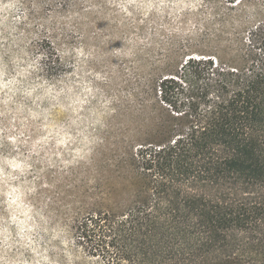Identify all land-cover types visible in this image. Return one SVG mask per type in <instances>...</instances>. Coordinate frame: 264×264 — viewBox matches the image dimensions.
Instances as JSON below:
<instances>
[{"label":"rangeland","instance_id":"obj_1","mask_svg":"<svg viewBox=\"0 0 264 264\" xmlns=\"http://www.w3.org/2000/svg\"><path fill=\"white\" fill-rule=\"evenodd\" d=\"M18 3L23 6L16 13L21 19L10 36L12 25L5 31L0 12V67L8 62L4 57L9 48L6 43L13 38L24 46L49 42L66 67L53 82L29 78L32 68L25 77L17 76L20 83L15 88L38 83L53 88L51 95L35 104L33 98L17 91L13 96L16 103L5 105L7 90L0 88V168L4 167V157L13 156L26 158L30 165L23 175L14 172L18 180L9 183L20 186L22 199L32 209L28 223L35 222L30 235L33 240L40 238L37 251L48 257V261L41 260L40 255L20 245L10 251L5 249L3 228L10 213L0 175V264L4 259L57 264L51 254H60L67 248L60 241L67 240L68 204L89 192H106L127 183L132 172L125 152L132 140L150 128L154 115L147 86L173 73L189 56L226 58L231 51L227 39L232 34L264 21V1H241L236 5L222 0ZM43 38L46 42H42ZM77 50L84 54L79 55ZM24 53L17 56L18 67L32 62L36 65L38 57H25ZM12 67L8 72L14 75L17 66ZM96 73L103 79H97ZM6 78L0 77V83ZM43 91L37 89L33 97ZM29 109L41 115L33 119ZM44 124L49 127L44 128ZM46 135L47 143L37 144L33 151V143ZM8 136L17 137L16 142H10ZM61 137L64 143L57 144ZM9 227L18 240L15 226Z\"/></svg>","mask_w":264,"mask_h":264},{"label":"trees","instance_id":"obj_2","mask_svg":"<svg viewBox=\"0 0 264 264\" xmlns=\"http://www.w3.org/2000/svg\"><path fill=\"white\" fill-rule=\"evenodd\" d=\"M227 41L226 58L189 56L147 86L127 183L68 204L57 264H264V21ZM46 43L4 57L37 56L29 78L53 82L66 64Z\"/></svg>","mask_w":264,"mask_h":264},{"label":"clouds","instance_id":"obj_3","mask_svg":"<svg viewBox=\"0 0 264 264\" xmlns=\"http://www.w3.org/2000/svg\"><path fill=\"white\" fill-rule=\"evenodd\" d=\"M23 6L18 3V0H0V12H3V21L5 22V31L9 30L10 25L11 31L8 32L9 36L11 35V32H14L16 29L14 25L18 23L21 19L20 15H16V13L22 8ZM120 7H123L122 5ZM11 17V20L9 19ZM8 37H4V39L7 40ZM17 43L16 38H13L11 41V46H15ZM11 46L8 49H5L6 52L11 51ZM22 51V50H21ZM79 55H83L84 53L81 50H77ZM11 63L14 66H17L14 71L15 74L12 75L8 72V65ZM20 63L19 58L13 54L11 56L10 61L5 62L2 67H0V77H7L6 79H3L2 83H0V88L6 89L7 92L5 93V99L4 104L7 105L10 101L13 103H16L13 100V96L16 94L17 91L22 92L23 97L26 98H33L32 103L35 104L37 100H42L46 96H49L53 92V88L51 86L45 88L44 84H31L24 88H15L14 85H17L20 83V81L17 80V76L25 77L28 73L29 68H33L35 66V62L29 63L27 67L19 68L18 65ZM97 79H103V77L96 73ZM37 89H44L43 93L40 95H36L33 97V94L36 93ZM63 91V89H61ZM85 91H90L89 89H85ZM8 93H12V95H8ZM56 95H59V93H56ZM53 99H55V96H52ZM37 108H39V105H36ZM19 108V105H18ZM29 115L36 119L39 115H41L40 112H34L31 109L28 110ZM44 128H48L49 125L44 124ZM48 136H42L38 140H36L33 143L32 150H36V145L40 143H47ZM7 139L12 142L13 144L16 142L17 137L15 136H8ZM57 144H63L64 138L61 137L56 141ZM3 168H0V175L4 178V184H5V204L7 206V210L9 211L10 215L8 219L5 222L4 228H3V235H4V247L6 250L10 251L12 248H14L16 245H20V247L26 248L31 250L33 253H36L37 255H40L41 260L48 261V257L46 255H43L41 252H38L39 248V240L40 238L37 237L35 240H33L30 233H32L33 229L35 228V222L32 224H29L28 222L32 219V217L29 215L31 212V207L24 202L22 199L23 192L19 185L13 186L9 183V181L18 180V176L14 175L15 173H19L20 175H23L24 172L30 167V165L27 164L26 158L24 160L17 159L16 156H13L11 158L4 157L3 158ZM7 169V171L5 170ZM29 191H32V189H29ZM10 225L15 226V236L19 237L18 240L14 239L13 237V231L10 230ZM53 239H56V236L52 237ZM11 241V243L9 242ZM61 244H69L71 243L70 240H61ZM2 264H31V262L18 260V259H4ZM35 264H40V260L35 261ZM50 264H55L54 261L50 262Z\"/></svg>","mask_w":264,"mask_h":264}]
</instances>
